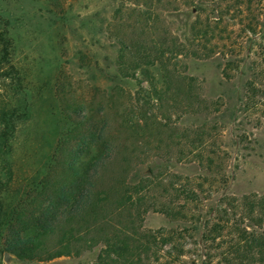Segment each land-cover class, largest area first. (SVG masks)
Masks as SVG:
<instances>
[{
  "label": "rangeland",
  "instance_id": "374dc122",
  "mask_svg": "<svg viewBox=\"0 0 264 264\" xmlns=\"http://www.w3.org/2000/svg\"><path fill=\"white\" fill-rule=\"evenodd\" d=\"M197 1L0 0V115L14 125L0 200L15 205L40 182L83 116L129 161V188L141 182L131 219L113 220L128 255L110 262L97 242L19 259L0 235V264H264V11L202 0L197 12ZM198 16L212 30L200 42ZM144 49L153 58L141 67Z\"/></svg>",
  "mask_w": 264,
  "mask_h": 264
},
{
  "label": "trees",
  "instance_id": "16d2710c",
  "mask_svg": "<svg viewBox=\"0 0 264 264\" xmlns=\"http://www.w3.org/2000/svg\"><path fill=\"white\" fill-rule=\"evenodd\" d=\"M233 2L234 10L226 6L221 11H264V0ZM202 4V0L197 1L194 10L204 11ZM254 19L258 16L254 15ZM257 25L258 21L247 29L253 36L257 34ZM210 30V23L202 22L198 16L192 26L193 39L200 42L207 38ZM205 49V46L201 47V50ZM217 53L226 56V53ZM151 58L150 51L142 50L141 67H146ZM239 65L240 61L229 58L225 66L235 70ZM254 86L255 82L248 83L253 94L257 91ZM0 125L1 151L6 147L9 149L10 133L14 130L5 111L1 112ZM76 126L83 128L79 138L68 150L62 139L57 141L47 171L23 199L15 205L0 200L3 245L7 252L19 259L46 261L72 253L77 255L85 244L97 242L105 245L103 259L110 262L130 252V234L113 220L118 217L131 219V207L141 202V182L129 188L124 169L129 161L119 158L114 145L106 141L105 127L95 130L87 127L84 116ZM115 166L119 171L113 173ZM6 173L10 180L12 171L9 166ZM110 174L111 180L105 183V176ZM29 228L33 229L32 234L24 235ZM253 240L257 242L256 238Z\"/></svg>",
  "mask_w": 264,
  "mask_h": 264
}]
</instances>
